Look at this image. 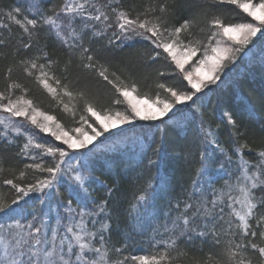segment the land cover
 <instances>
[{"label":"snow or ice","instance_id":"snow-or-ice-1","mask_svg":"<svg viewBox=\"0 0 264 264\" xmlns=\"http://www.w3.org/2000/svg\"><path fill=\"white\" fill-rule=\"evenodd\" d=\"M0 264H264V0H0Z\"/></svg>","mask_w":264,"mask_h":264},{"label":"trees","instance_id":"trees-1","mask_svg":"<svg viewBox=\"0 0 264 264\" xmlns=\"http://www.w3.org/2000/svg\"><path fill=\"white\" fill-rule=\"evenodd\" d=\"M245 93L251 96V98L253 99V102H256V99H257L256 94L251 93L250 89H248L247 87L245 88ZM212 107H217V112L214 113V115H218L222 111V108L216 105L215 97L212 98V103L209 106V111H211Z\"/></svg>","mask_w":264,"mask_h":264}]
</instances>
